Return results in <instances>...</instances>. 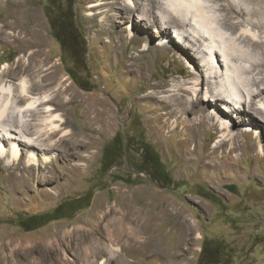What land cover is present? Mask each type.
<instances>
[{
  "label": "rangeland",
  "instance_id": "374dc122",
  "mask_svg": "<svg viewBox=\"0 0 264 264\" xmlns=\"http://www.w3.org/2000/svg\"><path fill=\"white\" fill-rule=\"evenodd\" d=\"M116 1L73 0L74 22L87 46L85 68L72 70L44 13L48 0H0V67L13 70L29 59L34 71L31 77L45 84L42 92L55 97V88L66 91L51 104L67 121L63 128L68 134L66 141L61 133L53 139L60 149L57 146L51 153L55 158L47 169V183L30 181L28 186H13L11 175H16L25 161L5 166L0 160V264H201L203 247L219 252L209 264H264V134L253 123L240 124L234 114L232 117L223 110L230 120L229 135L239 147L230 151V142L219 145L223 139L220 126L209 120L200 124L199 119L216 110L222 112V108L215 101L200 100L198 111L196 106L184 108L176 101L190 100L192 87L195 96L206 97V81L202 82L208 76L202 67L206 64L202 59H208L202 55L206 43L183 42V35L189 34L192 42L197 36L188 28L189 20L180 15L176 22L188 27L179 34L172 28L164 33L155 20L158 17L163 23L168 16L159 9L139 0V11L129 15ZM119 2L130 4L128 0ZM259 2H199V11L211 16L224 35L226 51L233 50L231 68L237 74L242 68H254L251 73H241L249 90L257 88L252 77L264 76L258 73L264 74V67L256 64L264 61V51L249 42L240 43L237 33L246 31L264 38V17L254 8ZM229 3L242 15L233 12L239 29L218 21L224 14L219 5ZM145 9L149 10L147 16ZM9 15L12 17L7 18ZM143 17L147 21L154 18L148 23L153 26H146ZM27 31L28 40H22ZM7 33L12 38L4 39ZM196 50L200 58L194 57ZM6 78L5 82L11 80ZM20 78L12 79L13 84ZM210 81L211 87L219 84L218 79ZM70 98L71 103H66ZM230 103L234 105L229 100L224 107ZM86 109L91 110L92 122ZM186 119L195 123L193 127L184 122ZM115 135L124 157L106 169L101 166L102 152ZM74 141L83 145L70 157ZM141 147H146L152 159L142 165ZM224 159L231 164L212 167L213 162L219 164ZM144 167L145 171L138 172ZM148 173L155 174L150 177ZM161 173L165 178L159 177ZM87 191L90 198L77 200ZM61 204L54 214L61 218L31 231L19 226L27 217L51 213ZM112 210L117 217L136 214L141 223L139 242L117 258L107 249L112 246L108 234L112 228L105 226V216ZM87 235L90 242L84 241ZM102 247L105 253H98ZM86 248L94 251L93 256ZM151 253L160 257H151Z\"/></svg>",
  "mask_w": 264,
  "mask_h": 264
},
{
  "label": "bare ground",
  "instance_id": "6f19581e",
  "mask_svg": "<svg viewBox=\"0 0 264 264\" xmlns=\"http://www.w3.org/2000/svg\"><path fill=\"white\" fill-rule=\"evenodd\" d=\"M128 1L130 2V4H123L120 3L119 0H117L116 4L120 6V9H123V11L129 15L133 14L136 11H139V8H136V5L139 3V0ZM145 1L148 4L152 5V7L159 9L164 15L169 17V19L168 17H166V20L164 19L165 21H163V23L158 21L157 16V19L155 20V15L154 18H152L155 20L156 23L162 25L163 28H159L160 32L162 31L164 33H169L170 28H172L176 30L177 34H179V30L181 31V29L183 30L185 29V27L189 26L188 28L192 29L193 33L196 34L197 38L192 42V39L189 40V34L183 35V37L181 38L183 39V42L188 41L194 45L195 42H205L207 46L205 47V51H203L202 49V55H208V59L209 57H211V60H208L207 58L202 59L204 62H206V64L202 65V67L204 66V70L208 75V79L206 78L204 81H202H206V97L204 99H200L198 96H195L196 89L192 87L191 89L193 92V97H195H192L190 100L183 99L184 101L176 100L178 104L180 103L184 108H187L189 106H196V109L199 111L200 109L197 108V105L200 100H206L208 101V103L215 101L216 104L219 105L220 108H222V112L216 110V112H211L203 115L206 118L200 117L201 119H198L200 121V124L205 123L206 120H209L211 122L213 121V125L218 124L220 126V130L223 132V139L219 142V145L223 143V141L230 142V144L233 146L230 151L236 150L239 145H237L235 137H231L229 135L230 120L229 116L225 114V112L229 113L232 117V114H234V117L240 124H243L245 122L253 123L258 128H260L262 133L264 134V76L262 79L259 77H252V80L250 79L252 81L251 83L256 85L257 88L256 90L247 89L248 80L246 81L245 79H242L241 75L243 74V70L247 74L253 72L254 68L252 70H250L249 67L247 69L242 68L240 69L242 74H237V70L235 71L233 68H231L229 64L232 61L230 59H233L231 56L233 54V50L230 48L228 51H226L224 35L218 30V26H215L211 16H209L206 12L199 11L200 0H166V2H162V0ZM259 3L262 4V6ZM259 3L258 6L254 8L257 13L259 12L258 15L264 17V0H260ZM219 10L224 13L222 17L218 19L221 25L226 26L227 28L239 29L240 24L237 21H234L235 19L233 16V12L235 11L238 15H242L240 12L235 10V6L232 3H229L228 5L220 4ZM142 11L143 14H145L146 16L147 14H149V10L145 9ZM178 15L184 18V20L188 19L189 22L192 23L188 22L189 25L186 26L180 20L176 22V17ZM6 17L11 18L12 15ZM152 19H149L150 22H148L149 20L147 21L146 18H141V20L147 21L146 26L148 27L153 26H151V24L150 26L148 25V23H151ZM247 22L249 21L247 20ZM185 23L187 22L185 21ZM261 28H264V21L261 22ZM29 33V31L25 32L23 34L22 40H28L27 36ZM237 36V39L240 43L249 42L251 46L261 50L263 49L262 51H264V38L253 36L251 32L246 31H238ZM8 38H12L10 33L5 34L4 39ZM14 40H17V38L14 37ZM180 44L182 45V43ZM176 47L182 54H187V52L183 48L177 45ZM184 48L186 49V47ZM35 52L40 53L41 50L39 49ZM195 53L196 54L194 55V57H201L199 55L200 51L198 52L196 50ZM23 56L25 57V54L20 55V57L22 58ZM214 56L216 57V60L214 59ZM237 56L238 55H236V57ZM215 61L217 65L214 64ZM256 64L264 67V61L256 62ZM262 72L258 71L259 75H264L262 74ZM18 75H21L22 77L20 78V82L18 84H13L12 79L17 77ZM31 75L34 76V71L33 68H31L29 59L27 64H19V66L15 67L13 70H9V68H7L5 65H2L0 67V160L5 162V166H11L15 164L17 165L18 163L22 162V160L25 161V165L22 163L18 170V173L16 175H11V178L14 177V183L16 184H13V186L16 187L19 185H22V187L28 186L27 183H29L30 181L47 183L50 180L49 178H47V169H49V166L52 165L55 158L54 156H51V153L56 150L57 146L59 148V144L56 143L53 139L61 133V137L64 138L62 141H66L65 136L68 135L66 134V131L63 128V126L66 125L67 121L63 118V116L54 112L56 109H54L52 107L53 105L51 104L59 93L60 95H62L66 91L59 92V88L57 87L55 88L57 95L55 97H51L49 93L42 92L45 87V84H43V80L37 79L36 77H31ZM6 77L11 80H6L5 82L4 79ZM211 78H214L216 80L218 79L219 84L214 87H211ZM196 82L197 81H195V84H193L194 86L197 85ZM216 88H218V90H216ZM181 90L183 92L187 91L184 89ZM34 91H37V93H34ZM209 97H212L213 99H210ZM72 100L73 98H70L66 101V103H71ZM229 100L234 101V105L230 103V107H224V105H229ZM98 104L99 103L97 102L95 105ZM221 104H223V106ZM90 111V109H86V114L92 122L94 118L90 116ZM43 116H45V118H43ZM257 117H260L262 121L261 119H257ZM184 122L188 124L190 128L193 127V125L195 124L193 122H187V119L184 120ZM227 138L230 139L227 140ZM72 144V149L74 153L70 154V157H73V155L76 154L75 151L79 150V148L82 147L83 142L74 141ZM230 164L231 162L229 163L227 160L224 159L219 164L218 162L217 164L216 162H213L212 167L218 168L217 166L223 167L225 165L229 166ZM105 218V226L107 228H112V230L108 233L112 245L108 246V251L113 254L116 258L121 256L122 253L127 255L129 248L130 250L134 249L132 247L136 245L137 242H139L138 235L141 229V223L138 222L139 218L136 216V214L128 213L120 214V217H117L116 212L114 210L110 211L105 216ZM85 240H88L89 242L91 241L89 235L85 237L84 241ZM91 244L93 245V243ZM90 248L89 254L93 256L94 251ZM100 252L105 253V251H103V247L99 249L98 253ZM156 254L151 253V257L159 258L160 256Z\"/></svg>",
  "mask_w": 264,
  "mask_h": 264
},
{
  "label": "trees",
  "instance_id": "16d2710c",
  "mask_svg": "<svg viewBox=\"0 0 264 264\" xmlns=\"http://www.w3.org/2000/svg\"><path fill=\"white\" fill-rule=\"evenodd\" d=\"M44 13L47 17L48 24L53 37L60 45L61 50L68 55V58L72 63V70H77V68L79 67L85 68L84 58L86 54L87 45L85 38L83 37V35L78 29V26H76L74 22L73 0H48L47 5L44 8ZM68 73L71 79L75 83L79 84L76 77H74L70 71H68ZM116 136L117 135H115L112 140L113 145L115 141L117 143ZM145 148L141 147V150L143 149V152L141 151V158L143 160L142 162L147 163L148 159L146 158L150 155L147 153ZM108 149L109 146L103 149L101 158V166L105 167L106 169L114 166L116 164V160H121L124 157L125 152L122 149L112 151L111 155L115 158H113L114 160H112L107 154ZM145 167L143 169H140L138 172L141 173L145 171ZM87 196L90 198L89 191H87V193L83 197L77 200H85ZM69 202L74 201L72 200ZM61 207L62 204L57 206L51 213L31 215L27 217L24 221H22L19 226L25 228L28 231L35 230L51 220L61 218L54 216V214H57L59 212ZM217 254H219L218 251H212L211 249L203 247L199 255V262L201 264H209L214 260V258H217Z\"/></svg>",
  "mask_w": 264,
  "mask_h": 264
},
{
  "label": "flooded vegetation",
  "instance_id": "af4514ba",
  "mask_svg": "<svg viewBox=\"0 0 264 264\" xmlns=\"http://www.w3.org/2000/svg\"><path fill=\"white\" fill-rule=\"evenodd\" d=\"M114 150H119V149H117V146H116V141H115V143H114V145H113V142L110 144V146H109V149H108V152H107V154L109 155V158H111L112 160H114L113 158L114 157H112V155H111V152L112 151H114ZM142 152H143V149L141 150ZM146 156H148V155H146ZM146 158V157H145ZM146 159H148L147 161L149 162L150 160H152L151 158H150V156H148ZM143 161V160H142ZM147 162V163H148ZM142 163H144V162H141V165H142ZM139 169H141V168H139ZM154 174L155 173H148L147 175H149L150 177H152V176H154ZM162 175H159V177L160 178H165V175L163 174V173H161ZM158 176L156 177L155 176V179H159L160 180V178H159Z\"/></svg>",
  "mask_w": 264,
  "mask_h": 264
},
{
  "label": "water",
  "instance_id": "95a60500",
  "mask_svg": "<svg viewBox=\"0 0 264 264\" xmlns=\"http://www.w3.org/2000/svg\"><path fill=\"white\" fill-rule=\"evenodd\" d=\"M230 189H232V187H230Z\"/></svg>",
  "mask_w": 264,
  "mask_h": 264
}]
</instances>
